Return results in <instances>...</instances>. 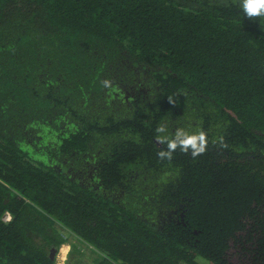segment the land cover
Masks as SVG:
<instances>
[{
    "label": "trees",
    "instance_id": "trees-1",
    "mask_svg": "<svg viewBox=\"0 0 264 264\" xmlns=\"http://www.w3.org/2000/svg\"><path fill=\"white\" fill-rule=\"evenodd\" d=\"M178 129L203 130L205 152L160 158ZM91 157L114 195L67 174ZM160 210L177 211L165 231L142 217ZM64 244L66 264H231L233 247L264 264V16L242 0H0V264H58Z\"/></svg>",
    "mask_w": 264,
    "mask_h": 264
},
{
    "label": "flooded vegetation",
    "instance_id": "flooded-vegetation-1",
    "mask_svg": "<svg viewBox=\"0 0 264 264\" xmlns=\"http://www.w3.org/2000/svg\"><path fill=\"white\" fill-rule=\"evenodd\" d=\"M139 69V68H136V70ZM143 72V71H142ZM150 72H152V74L154 73V69L152 68H148L146 70H144V73L146 75V78L148 77L150 80L151 78H153L154 75H152ZM137 74H140L137 73ZM137 81V79H136ZM138 82L140 83V91H142L141 93H144L146 94L151 88H148L147 87V84L146 83H142L140 80H138ZM127 85L125 84H119V87H122L124 90L127 89L126 87ZM135 87L136 85H130L129 88L132 90L131 91V94L129 92L126 91V96H125V102L130 104L131 105V102H130V97H138L139 94H138V91L136 92L135 91ZM122 89V90H123ZM123 90V91H124ZM159 147L161 146L158 145ZM99 162L98 160H95L94 157H91V161L87 163V168L86 167H82L78 172H74L73 171V168H71V170H68L67 171V174L71 177V180H74L73 178H77L80 180V183L85 187V188H90V187H94V190H102L103 193L106 195V196H112L114 194H112L113 192H110L109 190H106V188H108V185L105 184L104 181L102 180H99L98 177L96 175H94V172L96 170H98L99 168ZM88 169V170H86ZM58 170H62L60 167L58 168ZM97 178V179H96ZM169 209V208H168ZM168 211V210H167ZM163 212L162 210H160V213L158 215H155L153 213V215L149 214V213H144L142 215V217H145V221L146 222H150L153 226L157 225L158 226V229L157 230H160V231H165L167 228H169L170 226H172L173 223H177V215H176V212L177 211H172V210H169L170 213L168 212ZM172 211V212H171ZM163 214H165L166 216H163ZM179 223V222H178ZM64 245H67L69 246V253L67 255V260L65 261L64 264H66L68 261H69V257H70V253H71V246L69 244H64ZM63 247V246H62ZM61 247V248H62ZM61 248L58 249V253L56 255V259H57V262H58V258H59V255H60V251H61ZM251 249V248H250ZM252 250L251 249V253L248 252L247 250L246 251H242V254L240 256V259L238 258V256H233L230 258V256L232 255L231 254V251L228 253L229 254V262L231 264H236L235 262H239V264H255L254 263V260L252 259ZM247 254H250L246 257ZM248 257H251V258H248ZM241 262V263H240ZM59 264V263H58Z\"/></svg>",
    "mask_w": 264,
    "mask_h": 264
},
{
    "label": "clouds",
    "instance_id": "clouds-1",
    "mask_svg": "<svg viewBox=\"0 0 264 264\" xmlns=\"http://www.w3.org/2000/svg\"><path fill=\"white\" fill-rule=\"evenodd\" d=\"M242 7L249 18L264 16V0H242ZM105 87L109 85V81H104ZM169 103H172L170 100ZM156 131L158 133L164 132L165 127L159 126ZM160 142H164V138H160ZM168 150L160 151L158 156L160 158H167L171 160L172 153L179 147L182 151L188 152L191 149L193 158L202 154L207 146V134L201 130L195 134H189L183 129H178L174 138L167 140Z\"/></svg>",
    "mask_w": 264,
    "mask_h": 264
},
{
    "label": "rangeland",
    "instance_id": "rangeland-1",
    "mask_svg": "<svg viewBox=\"0 0 264 264\" xmlns=\"http://www.w3.org/2000/svg\"><path fill=\"white\" fill-rule=\"evenodd\" d=\"M242 251H243V248H238L237 249V247H233V249L231 250V257H233V256H238V258L240 259V256H241V254H242ZM200 263L201 264H208L207 262H204L203 260L202 261H200ZM236 264H239V262L237 261V262H235ZM241 263V262H240Z\"/></svg>",
    "mask_w": 264,
    "mask_h": 264
},
{
    "label": "built area",
    "instance_id": "built-area-1",
    "mask_svg": "<svg viewBox=\"0 0 264 264\" xmlns=\"http://www.w3.org/2000/svg\"><path fill=\"white\" fill-rule=\"evenodd\" d=\"M6 220L9 221V220H10V216H6ZM68 253H69V251L67 252V254H66V258H65L64 261H60V259L58 258V263H59V264H64V263H65V261L67 260V255H68Z\"/></svg>",
    "mask_w": 264,
    "mask_h": 264
},
{
    "label": "water",
    "instance_id": "water-1",
    "mask_svg": "<svg viewBox=\"0 0 264 264\" xmlns=\"http://www.w3.org/2000/svg\"><path fill=\"white\" fill-rule=\"evenodd\" d=\"M57 251H58V250L55 249V248L52 250V252H51V259H52V260H55L56 255H57V253H58Z\"/></svg>",
    "mask_w": 264,
    "mask_h": 264
}]
</instances>
